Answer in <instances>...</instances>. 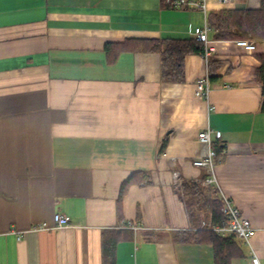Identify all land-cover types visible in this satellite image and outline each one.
<instances>
[{
    "label": "crops",
    "instance_id": "obj_1",
    "mask_svg": "<svg viewBox=\"0 0 264 264\" xmlns=\"http://www.w3.org/2000/svg\"><path fill=\"white\" fill-rule=\"evenodd\" d=\"M165 3L0 0V264H103L111 232L115 264H215L209 243L174 240L192 227L175 173L200 184L192 161L208 126L222 132L219 185L257 230L251 246L264 264V40L247 52L210 32L219 67L208 99L197 95L200 54L186 56L184 80L172 83L161 81L159 53L113 50L109 61L107 43L193 38L204 26L203 12ZM55 214L71 225L34 229ZM241 247L232 264H249Z\"/></svg>",
    "mask_w": 264,
    "mask_h": 264
},
{
    "label": "trees",
    "instance_id": "obj_2",
    "mask_svg": "<svg viewBox=\"0 0 264 264\" xmlns=\"http://www.w3.org/2000/svg\"><path fill=\"white\" fill-rule=\"evenodd\" d=\"M208 22L212 29V38L215 40L248 39L253 41L264 40V0H260L259 8H225L208 14ZM124 50L139 52H156L161 56L160 78L162 82H182L185 78V58L191 54L202 55L205 50L203 42L195 38H131L123 43H107L105 52L111 59V52ZM219 65L209 61V71L214 73ZM259 79L263 85L264 111V55L261 56ZM135 183L134 175L125 181L121 187L118 198L119 209L121 202L129 187ZM212 191L213 196L207 195ZM179 194L186 204L193 229L178 232L174 235L176 241L206 242L213 247L215 264H232L235 258L244 256L241 243L233 237H221L215 232L200 228L203 219L212 218L213 223H220L224 215L222 205L216 196V190L202 187L201 184L191 182L183 183ZM201 213L204 218L201 219ZM111 232L103 240V264H115L118 235Z\"/></svg>",
    "mask_w": 264,
    "mask_h": 264
},
{
    "label": "built area",
    "instance_id": "obj_3",
    "mask_svg": "<svg viewBox=\"0 0 264 264\" xmlns=\"http://www.w3.org/2000/svg\"><path fill=\"white\" fill-rule=\"evenodd\" d=\"M224 7H232L236 4L237 0H217ZM167 6L174 9H187V10H199L203 12L205 17V23L203 27L195 28L193 32V38L197 41L203 42L205 50L202 54L206 64V74L197 84V95L208 99L211 90V73L209 71L210 57L214 51L211 47L210 32L212 31L209 22L208 14L210 8L208 6L209 0H166ZM239 8V7H233ZM238 46L246 50L247 52H255L256 42L248 39L236 40ZM222 138V132L219 130H213L211 127H206L201 130L197 136V142L200 147L198 155L193 159L192 164L194 167L204 170V177L200 184L202 187L211 188L216 190V196L220 200L222 205V213L224 215L223 220L220 223H213L212 218L203 219L200 223V228H207L221 237H233L240 241L243 245L250 248V261L249 264H261L260 260L251 246V239L256 234L257 230L252 226L251 222L245 218L234 202L222 191L216 168L217 165L223 160V152H218L215 147V140L220 141ZM177 184L181 187L182 181L178 174L175 173ZM71 225L69 217L62 214H55L53 216V224L50 225L47 222L36 224L35 230L47 231L56 230ZM131 227L137 231L142 229L139 224H132ZM193 228L191 227L190 230Z\"/></svg>",
    "mask_w": 264,
    "mask_h": 264
},
{
    "label": "rangeland",
    "instance_id": "obj_4",
    "mask_svg": "<svg viewBox=\"0 0 264 264\" xmlns=\"http://www.w3.org/2000/svg\"><path fill=\"white\" fill-rule=\"evenodd\" d=\"M207 195H208V196H210V197H212V196H213V193H212V191H210V192H207ZM200 216H201V219H203V218L205 217V216H204V214H202V213H201V215H200Z\"/></svg>",
    "mask_w": 264,
    "mask_h": 264
}]
</instances>
